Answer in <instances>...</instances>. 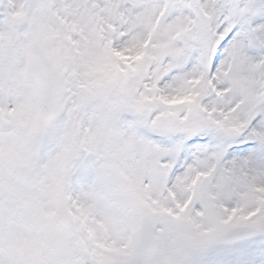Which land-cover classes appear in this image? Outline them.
<instances>
[{"label":"snow or ice","instance_id":"1","mask_svg":"<svg viewBox=\"0 0 264 264\" xmlns=\"http://www.w3.org/2000/svg\"><path fill=\"white\" fill-rule=\"evenodd\" d=\"M0 264H264V0H0Z\"/></svg>","mask_w":264,"mask_h":264}]
</instances>
